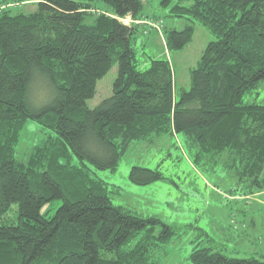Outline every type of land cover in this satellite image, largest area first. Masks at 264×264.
Masks as SVG:
<instances>
[{
    "label": "trees",
    "instance_id": "trees-1",
    "mask_svg": "<svg viewBox=\"0 0 264 264\" xmlns=\"http://www.w3.org/2000/svg\"><path fill=\"white\" fill-rule=\"evenodd\" d=\"M13 1L0 0V264H158L176 229L113 204L84 161L115 170L133 141L180 132L195 158L222 155L238 183L264 190V0L158 1L188 21L164 27L168 50L190 41L195 21L213 35L178 93L168 58L140 67L138 26L118 19L142 16V0H31L28 12H12ZM114 64L111 94L88 107ZM36 82L48 89L40 103L31 99ZM28 119L49 131L23 162L15 147ZM160 178L157 168L128 172L138 185ZM204 235L188 264H264L227 256Z\"/></svg>",
    "mask_w": 264,
    "mask_h": 264
},
{
    "label": "rangeland",
    "instance_id": "rangeland-1",
    "mask_svg": "<svg viewBox=\"0 0 264 264\" xmlns=\"http://www.w3.org/2000/svg\"><path fill=\"white\" fill-rule=\"evenodd\" d=\"M142 1V16L123 17L127 24L138 26L132 47L140 67L147 64L148 56H166L178 93L180 88L189 86V71L213 35L195 21L190 41L181 49L168 50L164 42V27L181 29L188 21L168 16V7H162L159 0ZM7 6L12 12H28L36 8L31 0H14ZM89 11L92 14L104 12L102 7L90 8ZM149 21L160 22V28L150 26ZM116 74L117 65L114 64L97 80L95 94L86 100L88 107H94L111 94ZM47 92L44 83L36 82L31 89L32 101L40 103ZM253 99L254 92L246 97L248 101ZM48 131L28 119L19 134L16 157L26 161L35 147L42 145ZM195 152L182 133L167 132L144 141H133L115 170L100 169L90 161H84L92 175L103 181L113 204L141 217H157L176 229L172 241L156 252L158 264H188L193 245L206 244L204 232L212 236L214 249L227 256L256 257L264 261V190L250 193L244 181L238 183L232 170L221 161L224 156L205 153L195 158ZM133 165L157 168L162 178L145 185L132 183L128 180V172ZM60 203V198L48 203L49 210L45 215H51Z\"/></svg>",
    "mask_w": 264,
    "mask_h": 264
},
{
    "label": "built area",
    "instance_id": "built-area-1",
    "mask_svg": "<svg viewBox=\"0 0 264 264\" xmlns=\"http://www.w3.org/2000/svg\"><path fill=\"white\" fill-rule=\"evenodd\" d=\"M127 16H129V15H127ZM124 17H126V16H124ZM118 19H119L121 22H123L124 24H127L125 21H123V20H124L123 17H118ZM148 24H149L150 26L154 27V28H157V29H159L160 26H161L160 22H158V21H149Z\"/></svg>",
    "mask_w": 264,
    "mask_h": 264
}]
</instances>
